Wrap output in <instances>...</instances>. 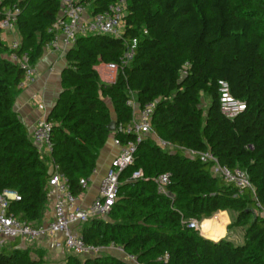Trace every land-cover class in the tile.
Instances as JSON below:
<instances>
[{"label": "trees", "instance_id": "1", "mask_svg": "<svg viewBox=\"0 0 264 264\" xmlns=\"http://www.w3.org/2000/svg\"><path fill=\"white\" fill-rule=\"evenodd\" d=\"M85 1L95 15L117 0ZM11 3L4 0L0 12ZM19 6L18 53L35 65L52 39L48 28L59 16L60 0H21ZM134 40L132 60L118 69L114 83H103L95 66L117 63ZM8 57L0 38V193L16 192L20 201H12L7 212L37 227L50 207L48 159L15 110L23 72ZM65 61L48 120L52 158L75 196L84 192L81 183L108 139L130 138L107 126L130 121L131 94L140 107L157 101L151 126L171 145L162 148L153 136L138 145L133 165L120 175L110 213L78 228L84 242L121 246L139 264H264V216L255 209V199L264 206V0H128L120 38L79 36ZM218 80L246 104L234 120L220 111ZM204 99L209 105L202 124ZM185 150L210 152L220 165L245 171L254 193L236 195L212 175L211 162ZM138 170L143 178L131 181ZM163 173L171 176L168 195L157 192L155 179ZM223 211L230 217L227 235L241 237V246L227 238L212 241L182 223ZM17 245L0 249V264H46L43 250L32 258L27 245ZM64 251L62 264H130L110 252L80 257Z\"/></svg>", "mask_w": 264, "mask_h": 264}, {"label": "built area", "instance_id": "2", "mask_svg": "<svg viewBox=\"0 0 264 264\" xmlns=\"http://www.w3.org/2000/svg\"><path fill=\"white\" fill-rule=\"evenodd\" d=\"M3 1L0 0V6ZM20 1L12 0L9 7L2 8L0 31L1 40L9 50V60L23 72V81L19 86L23 90L36 82L37 71L26 53H18L20 37L16 30V24L21 13ZM88 6L89 3L85 0H60L59 16L48 28L52 39L45 45L43 54L56 53L65 58V54L74 46L79 36L108 35L115 38L122 36L128 0H117L110 4L105 11L95 15L88 12ZM8 34H12L11 38H8ZM135 47L136 41L134 40L127 45L126 51L120 56L117 63L103 65L98 71L99 78L103 83L112 84L115 82L118 69L126 66L132 60ZM181 75H185V71H182ZM217 92L220 111L226 118L234 120L245 112L246 104L232 96L226 81H217ZM32 101L40 115L35 120L30 137L38 152L48 159L47 186L52 215L48 221H44L37 227H32L26 221L7 212L9 204L12 201H20V196L16 192L4 190L0 193V249L5 242L9 244L17 239H19L18 248L43 240H51L54 248L58 251L66 250L80 257H95L100 253L110 252L125 262L139 264L136 257L126 253L121 246L86 244L78 228L91 218H104L110 213L118 198L120 175L133 165L134 156L140 143L153 136L162 148L171 147L170 143L164 142L156 136L151 126L157 101L148 102L140 107L132 94L127 100L126 106L132 111L131 119L126 124L116 125L114 133L130 138L124 142L113 138L118 153L111 160L107 172L100 180L97 196L86 208L77 204L78 197L72 193L67 178L59 172V167L52 158L53 143L50 138L52 124L48 120V109L37 96H33ZM187 151L190 156L200 157L203 161L211 162L213 170L225 184L236 190V195L241 196L247 190L254 193V188L245 171L220 165L218 159L210 152ZM94 173H96V169H93L91 174ZM142 178L143 172L138 170L131 175L130 180L136 181ZM170 182V173L159 175L155 179L157 192L161 195H168L167 187ZM87 185L88 179L81 183L83 189H86ZM255 209L259 216H264V206L257 199H255ZM182 223L186 224L187 228L200 232L199 222L196 219H190L187 222L182 220ZM167 258L168 256L165 255L164 260Z\"/></svg>", "mask_w": 264, "mask_h": 264}, {"label": "crops", "instance_id": "3", "mask_svg": "<svg viewBox=\"0 0 264 264\" xmlns=\"http://www.w3.org/2000/svg\"><path fill=\"white\" fill-rule=\"evenodd\" d=\"M1 35L2 34H0V38ZM11 36L12 34H8V38H11ZM34 66L37 71V80L34 84L21 90V93L18 96L15 104V110L20 115L22 122L29 129V131L32 130L35 120L40 115V112L32 101V97L37 96L40 100H42L48 111H50V109L54 105L53 101L55 97H57L60 92V72L66 66V61L65 58H62V56H60L59 54L49 52L43 54L41 59ZM117 153L118 148L113 143V137H110L106 142L104 148L100 151L95 167L96 173L91 174L88 177L87 188L84 189V192L78 196L77 204L80 207L86 208L97 196L100 180L107 172L111 160ZM51 213L52 212L50 205L49 209L45 213L44 221H48L51 218ZM220 213H222L223 215L215 216ZM215 215L213 219L207 221L204 220V223L203 221L199 223V233L201 234V236L212 241L227 238L230 242L233 243L234 240L237 239V236H228L226 231V227L230 223V217L226 212H218ZM209 221L214 222L217 226L214 234H212L213 236H209L206 232L205 224ZM37 243H39L40 246L43 247V249L47 250L48 254L50 251L55 250V254L59 258L64 256L65 251L56 250L51 240H43Z\"/></svg>", "mask_w": 264, "mask_h": 264}, {"label": "rangeland", "instance_id": "4", "mask_svg": "<svg viewBox=\"0 0 264 264\" xmlns=\"http://www.w3.org/2000/svg\"><path fill=\"white\" fill-rule=\"evenodd\" d=\"M105 63H100V64H98V65H96L95 66V68L97 69V73H98V71L103 67V65H104ZM99 76V75H98ZM259 76L262 78V79H264V73H259ZM59 89L61 90V86L59 85ZM59 95V94H58ZM58 97V96H57ZM57 97H55V99H54V103H55V100L57 99ZM208 105H209V102L207 101V100H203L202 102H201V104H200V106H201V108H202V119H203V121H202V124H204V121H205V118H206V115H207V109H208ZM169 148L170 147H167V148H165V149H168L169 150ZM184 154H186L187 156H190V154H189V152L187 151V150H185L184 151ZM191 157V156H190ZM193 157V156H192ZM212 175L214 176V177H216V178H218V179H220L221 177L212 169ZM223 212H225V211H223ZM227 213V212H226ZM218 215H223L222 213H220V214H217V215H215V216H218ZM227 215H228V213H227ZM214 215H213V217L211 218V219H213L214 217H215ZM229 216V215H228ZM211 219H207V220H211ZM207 220H205V221H207ZM204 220H203V223L205 222ZM202 222V221H201ZM200 223V222H199ZM202 227V226H201ZM214 234V233H213ZM203 235H204V233H203ZM209 236H213L212 234H210ZM232 236H234L235 237V235L234 234H232ZM218 241V240H217ZM19 242V239H17L16 241H15V243H18ZM234 245L235 246H241L242 244H243V239L241 238V237H237V239H235L234 240ZM8 244V242H5L4 243V246H6ZM27 248H28V250L30 251V254H31V257L32 258H38V254L36 253V252H38V250L39 251H44V257H45V259L47 260L46 261V264H62V261H63V258L66 256V255H64L63 257H61V258H59L56 254H55V250H52V251H50L49 252V254H48V252H47V250H45V249H43V247H41L40 246V244L39 243H31V244H27Z\"/></svg>", "mask_w": 264, "mask_h": 264}, {"label": "bare ground", "instance_id": "5", "mask_svg": "<svg viewBox=\"0 0 264 264\" xmlns=\"http://www.w3.org/2000/svg\"><path fill=\"white\" fill-rule=\"evenodd\" d=\"M205 225H206V227H205L206 228V232H207L208 235L213 234L215 232L217 226H216V224L214 222H210L209 221ZM201 231H202V229H201Z\"/></svg>", "mask_w": 264, "mask_h": 264}, {"label": "water", "instance_id": "6", "mask_svg": "<svg viewBox=\"0 0 264 264\" xmlns=\"http://www.w3.org/2000/svg\"><path fill=\"white\" fill-rule=\"evenodd\" d=\"M115 129H116V124L114 121H112L108 126H107V130L110 132V133H114L115 132Z\"/></svg>", "mask_w": 264, "mask_h": 264}]
</instances>
